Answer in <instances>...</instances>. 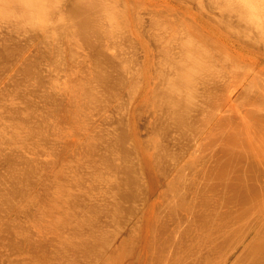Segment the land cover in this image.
I'll list each match as a JSON object with an SVG mask.
<instances>
[{"label": "rangeland", "instance_id": "rangeland-1", "mask_svg": "<svg viewBox=\"0 0 264 264\" xmlns=\"http://www.w3.org/2000/svg\"><path fill=\"white\" fill-rule=\"evenodd\" d=\"M19 1L0 0V264H231L230 250L217 247L212 229L218 233L228 232L236 221L234 216L241 209L239 189L245 184L253 186L257 182L253 187L264 193V151L256 153V147L264 143V22H256L261 13L248 12L246 3L245 6L238 3L241 0H233L234 6L229 0H182L193 12L205 18L222 19L223 13L221 30L212 22L214 19L211 22L215 29L225 33L223 36L228 35L234 40L227 42H234L233 46L238 50L235 53L225 45L214 47L216 42L209 41L208 37L196 39V42L186 24L182 27L187 29L180 27L182 23L178 20L181 17L176 14L180 11L167 3L171 0H123L126 3L122 0L104 3L103 0L99 7L112 5L110 9L104 7L107 8L104 14L108 15L103 16L114 15V20L108 21L111 15L104 18L107 28L103 24L100 28L95 25L103 37L99 38L100 32L95 29L98 34L94 30L95 34L90 29L92 33L87 31L89 40L94 38L101 43L100 46L97 40L93 43L99 49L90 44L93 41L87 43L93 45L94 53L99 51L95 56L90 47L83 46L87 37L82 40L81 32H75L80 28L70 33L68 28L71 27L62 25L64 30L67 29L64 31L60 26L62 16L65 25L78 24V16L76 18L73 11L76 2L62 0L59 3L56 0L58 10L52 2L48 3L52 5L49 8H56L54 12L51 9L53 14L50 12L49 16H52L49 17L50 10L46 13V4L42 5L44 0H37L40 7L34 5L39 8V13L36 7L34 11L40 21H36L38 18L34 20L36 17L29 15L30 10L24 8L29 11L24 14L26 16L22 12V7L29 4L30 8L33 0H28V4L25 0ZM67 2L72 3L71 8H66ZM4 3L7 8H12L8 10L12 12L9 17L6 16L8 11L6 15L3 13L7 10ZM99 7L95 11L101 14L104 9L98 10ZM67 9L73 11L71 14L75 16L69 14L70 20L74 21L65 19ZM135 14L140 21L136 20ZM131 16L134 22L138 21L137 26L140 27L141 22L140 28L143 27L144 32L136 26V33L146 46L138 44L140 40L128 21ZM47 17L52 19L48 18L45 24ZM127 17L130 18L127 20ZM67 21L69 23H65ZM174 21L180 26L176 27ZM183 33L199 45L195 46L197 57H193L200 66H196L194 72L197 76H190L185 68V60L189 62L194 55L187 56L189 51L186 49L190 44ZM175 37L176 40L184 38L183 43L176 42ZM175 42L178 46H184L186 42V49L182 50L183 46L180 48ZM115 43L120 46L112 48ZM141 45L144 50L146 47L151 60L147 69V52ZM176 53L180 54L178 58ZM182 53L185 55L182 57L185 59L184 71L173 66V59L179 60ZM104 58L106 62H103ZM112 63H118L117 67ZM107 65L116 71L122 68L121 72L112 73L114 68L109 70L111 67ZM103 70L109 71L110 76L105 74L109 76L105 79L110 84L99 79L105 76ZM114 73L117 76H113ZM113 77L116 80H112ZM85 89L95 90L97 97H90L94 92L88 96ZM166 89L168 93L170 89L176 92H172L173 95L164 93ZM161 90L165 95L160 93ZM166 94H171L173 100L171 95L165 97ZM177 94H180L178 99ZM184 97L190 100V105L188 100L181 101ZM167 98L174 102L173 105ZM174 98L181 101L177 105L183 103L181 106L186 111L179 110L181 106L177 107ZM177 108L180 112L175 110ZM130 128H134L132 132ZM121 147L128 148L125 150L131 155L122 152L123 148L120 151ZM108 160V165L113 163L107 167L105 161ZM119 163L123 165L119 166L121 169ZM224 165L230 167L225 166L228 167L225 171ZM111 170H117L122 177L131 180L125 181L118 172L111 173ZM241 170L248 173L243 175L247 177V183L236 179ZM104 172L120 176L114 179L115 182V175L105 178ZM224 173L226 178L229 175L228 179ZM120 177L124 184L120 183ZM106 179L111 180H107L108 183L112 182L108 187L103 182ZM228 183L234 191H229ZM115 184L117 186L113 187ZM121 185L125 189L122 190ZM109 187H112V193L108 191ZM203 197L209 202H204ZM111 210L117 214L113 213L116 218ZM259 211V214L253 212L255 217L264 219ZM203 214L209 215L205 229L200 225ZM89 217L93 218L90 221L97 218V224L87 222ZM188 219L191 222L188 223ZM260 224L264 226V222ZM104 232L112 239V245L108 243L111 247L103 244V238L109 239L107 234L103 237ZM263 236L264 227H257L248 236L244 235L238 246ZM234 264L246 263L238 260Z\"/></svg>", "mask_w": 264, "mask_h": 264}, {"label": "bare ground", "instance_id": "bare-ground-1", "mask_svg": "<svg viewBox=\"0 0 264 264\" xmlns=\"http://www.w3.org/2000/svg\"><path fill=\"white\" fill-rule=\"evenodd\" d=\"M13 1H14V0H13ZM15 1L18 2L19 0H15ZM23 1H24V0H22V2H23ZM27 1H28V0H25L26 3H27ZM38 1H39V0H38ZM41 1H42V0H41ZM49 1H50V2H49ZM54 1H55V2L58 1L59 3L62 2V0H57V1H56V0H52V1H51V0H48V1H47V0H46V3H45V0H44V2L42 1V3H44V4H42V5L45 6V4H46L45 12L47 13V9L50 10V11L47 13V14H48L47 16H49L50 14H53L54 11L58 10V5H59V3L57 2V3H58V4H57V3H55ZM98 1H100V2H98ZM101 1H102V2H101ZM107 1H109V0H105V2H104L103 0H90V1H87V0H86V1H85V0H79L78 2H77V0H76V1L70 0V2H73V3L76 2V6H74V7H75L74 10H73V8H72L71 10L74 11V14L76 15V18H77V16H78V18H77V19H78V22H76V21H75V22L78 23L77 25H79V26L77 27V25H76L74 22H72V23L70 22V25L68 24L69 26H68V25H65V24H64V21H65V20H63L64 18L62 19V17H64V16L60 17V19H61V23L63 22L60 26L62 27V29H63V26H64V27H65V26H67V27H71V28H68V29H70V33H71V31L74 32V29H79V28H80L79 30H75V32H76V33H77V32H79V33L81 32L79 36H81V35H82V36H81L80 38H82V37H87V38H85V41H84L85 43H83V46H88L87 43L92 42V41H93V42L90 43V44H93L94 41H96L97 39L95 40L94 38H92L93 40L90 39V40H91V41H90V40L88 39V38H90V37L87 36V33H88L87 31L90 29V30H92L93 33H92L90 30H89V31H90L89 33L95 34V33H97L96 31H99V30H100L99 28L101 27V26H100L101 24L104 25V26H103L104 28H105V27L107 28V24L105 25V20L109 18V16L111 15V14H110L111 12H112V14L116 13V11L113 12V10H108V11L110 12V13H109L110 15L108 16V18H107V17H104L105 15H106V16L108 15V13H107V14H104V13L106 12L105 10H106L107 8L110 9V8L112 7V5H111V4H108V6H107V4H105V5L107 6V8L104 9V7H106V6L99 7V5H100L99 3H103V2H104V3H107ZM113 1L116 2V0H113ZM118 1H119V0H118ZM118 1H117V3H119ZM126 1H127V0H126ZM179 1H180L179 4H177V2H176L175 0H171V3L167 2L168 4H171V7H172L173 9H176L175 11H177V10L180 11V12L178 11L179 13H176V14H178L177 16H179V18L181 17V19H179L178 17H177V18L179 19L178 21H180L182 24H181V26H180V25H177V22L174 21V22L176 23V27H179V26L182 27L183 25L186 24V25L191 29V33H190V34H191V37L193 36V38L195 39V41H196V39L201 40V39L204 38V37H206V38L208 37V38H209V41H215V42H216L217 45H215L214 47L220 48V46L225 45L226 47H228V49H229L230 51L235 52V53H238V52H237L238 50L234 48L235 46H233V43H234V42H233L232 44H231L230 42H227V41H234V40H232L228 35L223 36L222 34H225V33H223L222 31H219V30L215 29L216 27H215L214 25H216L217 28L221 30V24H220V22H224V21H223V19H224V18H223V13H222V19H215L214 17H212V18H211V17L205 18V17H203L201 14L196 13V12H193L192 9H191V7H189L188 5H185V4L183 3L184 1H183V2H182V0H179ZM227 1H228V0H227ZM230 1H231V3L233 2V0H229V2H230ZM235 1H237V0H235ZM235 1H234V3H232V4L230 3V4L234 6ZM241 1H242V2H238V3L243 4V6L247 5V7L245 6V8L248 9V12L253 13V11H255V12H257V13H261V15H259V16H258V14L256 13L257 16L259 17L258 19H256V22H264V6L262 7L263 9L261 8L263 11H262L261 9H258V7L260 8V7L262 6V4L264 5V3H262V2H264V0H262V1H261V0H260V1H259V0H248L249 3L247 2V0H241ZM252 1H253V2H252ZM254 1H258L257 3H259V2H261V3H259V6H258V4L256 3V4H257V5H256ZM17 2H15L16 5H17ZM19 2H20V1H19ZM25 2H24V4H23V6L26 4ZM28 2H29V1H28ZM30 2H31V3L33 2V3H32L33 7H32V5H31V7H30L31 9L28 8V5H29L28 3H27L28 5H27L26 7H25V6H24V7L20 6V5H22V4H20V3H19L20 5H19V4H18V5H19L20 7H22V10H23V11H22V10H21V11L24 12V13H23V16H26L27 14H29V11H26V10H30V11H31V14H29V15H30V16L32 15V16L36 17V16L38 15V13H39V8L36 7V5L38 6L37 0H36V1L33 0V1H30ZM51 2H52V5L56 6L57 9H56L54 6H53L52 8H49V7H48V6H50V7L52 6V5H50ZM70 2H69V3H70ZM109 2H110V1H109ZM115 2H114V3H115ZM122 2H123V3H126V2H124L123 0H122ZM15 3L13 2V4H15ZM48 3H50V4H48ZM54 3H55V4H54ZM67 3H68V2H67ZM67 3H66V6H67L66 8H68V6H69V8H71V7H72V5H71L72 3H71V4L68 3V5H67ZM175 3H176V4H175ZM245 3H246V4H245ZM5 4H6V3H4V6H5ZM34 4H36V5H34ZM40 4H41V3H40ZM74 4H75V3H74ZM74 4H73V5H74ZM115 4H116V3H115ZM174 4H175V6H178V7H175ZM244 4H245V5H244ZM6 5H7V4H6ZM70 5H71V6H70ZM119 5H120V4H119ZM237 5H238V4H237ZM237 5H236V6H237ZM260 5H261V6H260ZM11 6L13 7V9L16 8L15 5H14L15 7H14L13 5H11ZM29 6H30V5H29ZM100 6H101V5H100ZM166 6H169V5H166ZM233 6H232V7H233ZM8 7H9V6H8ZM35 7H36V9L38 10V13H37L36 11H34V10H35ZM38 7H40V6H38ZM42 7H43V6H42ZM97 7H99L98 10H100L101 8L104 9V11L101 10V14H102V16L104 15L103 18H101V19H100V15H101L100 12L98 11L99 14H96V13H98L97 11H95V10H97ZM114 7H115V6H114ZM5 8H6L7 10H5L3 13L6 15V12L9 10V8H10V10H11L12 8H11V7L7 8V6H5ZM24 8H25L26 10H25ZM32 8H34V9H32ZM54 8H55L56 10H55ZM18 9H19V8H18ZM51 9H52L53 12L51 11ZM112 9H113V8H112ZM235 9H236V8H235ZM237 9H239V8H237ZM237 9H236V10H237ZM247 9H246V10H247ZM3 10H4V9H3ZM24 10H25V11H24ZM67 10H68V9H67ZM67 10H66V14H67V13H68V14H67V16L65 17V19H66V20L68 19V21H69V20H70V17H71L70 14H71L73 11L70 12V10H68V11H67ZM249 10H250V11H249ZM32 11H33V12H32ZM175 11H174V13H175ZM222 11H224L223 8H222ZM222 11H221V12H222ZM259 11H261V12H259ZM10 12H11V11H10ZM10 12L8 11L6 16L9 17V16H10V15H9ZM27 12H28V13H27ZM40 12H41V11H40ZM50 12H51V13H50ZM69 12H70V14H69ZM94 12H96V13H94ZM227 12H228V11H227ZM233 12H234V10H233ZM235 12H236V11H235ZM235 12H234V13H235ZM255 12H254V14H255ZM25 13H27V14L24 15ZM49 13H50V14H49ZM224 13H225V12H224ZM4 14H3V15H4ZM35 14H36V15H35ZM94 14H95V15H94ZM130 14H132V13H129V15H130ZM180 14H182V16H181ZM256 14H255V15H256ZM262 14H263V16H262ZM11 15H12V12H11ZM41 15H42V14H41ZM62 15H63V12H62ZM68 15H69V18H67ZM71 15H72V14H71ZM75 15H72V16H75ZM129 15H128V16H129ZM132 15H134V13H133ZM174 15H175V14H174ZM51 16H52V15H51ZM51 16H49V17H51ZM94 16H96V17H94ZM97 16H99V17H97ZM102 16H101V17H102ZM111 16H112V17L109 18V20H108V21H110V22L114 20V19H113V16H114V15H111ZM137 16H138V15H137ZM39 17H40V16L34 18V20L38 18V19L36 20V21H38V20H39ZM49 17H47V22H46L45 24L48 23V21H49V19H50ZM134 17H136V14H135ZM134 17L131 16V21H130V19L128 20V18H130V17H127V20H128L129 23L131 24V25H130V24H129V25H130V27L133 29L134 35H135L137 38H139V40H140V42L138 41V42H139L138 44L141 43L142 45L146 46V42H145L144 40H142V38L140 37L139 34L136 33V26L138 25L137 23H138V21H140V20H138L139 18L136 17V18H137L136 20H138V21H137V22H136V21L134 22V20H133ZM31 18H33V17H31ZM48 18H49V19H48ZM76 18H75V19H76ZM96 18H99V19H97L99 22L96 20ZM104 18H106V19H104ZM125 18H126V16H125ZM125 18H124L123 21L127 22V21L125 20ZM177 18H176V19H177ZM16 19H17V18H16ZM51 19H52V18H51ZM51 19H50V20H51ZM60 19H59V20H60ZM77 19H76V20H77ZM102 19H104V21H102ZM110 19H113V20H110ZM213 19H214V20H213ZM45 20H46V19H45ZM45 20H44V21H45ZM71 20H72V18H71ZM71 20H70V21H71ZM174 20H175V18H174ZM212 20H213V21H212ZM13 21H15V20H13ZM17 21H21V20H20V19H19V20L17 19ZM17 21H15V22H17ZM39 21H40V20H39ZM68 21L65 22V23H69ZM72 21H74V20H72ZM100 21H101V23H100ZM211 21L214 22L215 24L212 23ZM227 21H228V20H227ZM97 22H98V23H97ZM103 22H104V23H103ZM110 22H109V23H110ZM125 22H124L123 25H124V26L127 25V28L129 29L128 24L125 23ZM180 22H179V23H180ZM239 22H240V21H239ZM18 23H19V22H18ZM39 23H40V22H38V24H39ZM139 23H140V27H141V22H139ZM175 23H174V24H175ZM183 23H184V24H183ZM240 23H241V22H240ZM35 24H37V23H35ZM38 24H37V25H38ZM40 24H42V23H40ZM45 24H44V25H45ZM71 24H74V25H76V26H74V25L71 26ZM98 24H99V25H98ZM125 24H126V25H125ZM213 24H214V25H213ZM62 25H63V26H62ZM95 25H97V26L99 27L98 30H96L97 28L95 29ZM142 25H143V23H142ZM210 25H211V26H210ZM38 26H39V25H38ZM97 26H96V27H97ZM109 26H110V24H109ZM109 26H108V27H109ZM226 26H227V25H226ZM39 27H40V26H39ZM67 27H65V28H67ZM73 27H77V28H73ZM137 27H139V26H137ZM140 27H139V30L141 29L140 31H141V33H143V32H144V31L142 32V28H143V27H142V28H140ZM174 27H175V26H174ZM188 27L184 26L185 29H187ZM257 27L260 28L261 26H257ZM109 28H110V27H109ZM182 28H183V27H182ZM184 28H183V29H184ZM43 29H44V28H43ZM71 29H72V30H71ZM94 29H95L96 31H95ZM175 29H177V28H175ZM63 30H64V29H63ZM65 30L67 31V29H65ZM65 30H64V31H65ZM93 30L95 31V33H94ZM108 30H109V32L111 33L110 29H108ZM108 30L106 29V32H107ZM178 30L183 31V30H181V29H178ZM216 30H217V31H216ZM100 31H101V30H100ZM100 31H99V32H100ZM175 31H176V30H175ZM75 32H74V33H75ZM99 32H98V33H99ZM101 32H102V31H101ZM101 32H100L99 35H97L99 38H100V37H103V36H100V35H101ZM184 32H185V31H184ZM187 32H189V31L187 30ZM187 32H186L185 34H187V35L189 36V33H187ZM65 33H66L67 35H69V32H68V33L65 32ZM89 33H88V35H89ZM98 33H97V34H98ZM110 33H109V34H110ZM92 34H90V35H91V36H94V35H92ZM102 35H104V34L102 33ZM110 35H111V34H110ZM110 35H109V36H110ZM187 35H186V36H187ZM76 36H78V34H77ZM107 36H108V33H107ZM141 36H143V35L141 34ZM145 36H146V35H145ZM183 36L186 37V36L184 35V33H183ZM94 37H95V36H94ZM98 37H95V38H98ZM143 37H144V36H143ZM181 37H182V36H181ZM181 37H180V38H181ZM189 37H190V36H189ZM191 37H190V38H191ZM178 38H179V37H178ZM186 38H188V37H186ZM199 38H201V39H199ZM83 39H84V38H82V40H83ZM183 39H184V38H183ZM183 39L181 38V40H179V39L176 40V37H175L176 42H177V41H180V42H178L179 44H180V43H183V41H184ZM82 40H81V41H82ZM86 40H87L88 42H86ZM134 40H135V39H134ZM182 40H183V41H182ZM191 40H192V39H189V38H188V44H190V47H189V46H188V47H189L190 49H189V48L186 49V47H185V46H186V44H185L186 42L184 43V46H183V44H181L180 46H178V45H177L178 43H176V42H175V43H176L175 45H177V46L180 47V48L183 46V47H182V50H185V49L188 50L189 53H188L187 56H189V55H194V56H191L192 59H190V58L188 57L190 60H188L189 62L186 63V60H185L184 58H182L183 56H185V55H183V53H184V52L187 53L188 51H184V52L181 54V57L179 58V60H177V59H173V60H174L173 63L176 64V65L173 64V66H175V68H178V69H183V71H184V67H183L184 62H183V60H185V65H186L185 68H186V70H187L188 72H190V73H189L190 76H192V75H196V73L194 74V72L196 71V66H198V64L196 65V63L194 62L195 60H193L194 58L197 57L196 55L198 54V51H197V49H196V47H195V46H197L198 44L195 45L197 41L194 42V40H192V41L194 42V43H193ZM204 41H205V40H204ZM209 41H208V42H209ZM77 42H78V41H77ZM82 42H83V41H82ZM97 42H98V40H97ZM113 42H114V41H113ZM113 42H111V44H112ZM136 42H137V40H136ZM189 42H190V43H189ZM191 42H192V43H191ZM200 42H202V41H200ZM206 42H207V41H206ZM78 43H79V42H78ZM80 43H81V42H80ZM198 43H199V42H198ZM84 44H87V45H84ZM97 44L99 45V44H101V43L98 42ZM97 44H95V45H97ZM102 44H103V43H102ZM188 44H187V45H188ZM199 44H200V43H199ZM201 44H202V43H201ZM201 44H200V45H201ZM204 44H205V43H204ZM93 45H94V44H93ZM93 45H91V46H93ZM95 45H94V46H95ZM142 45H141V47H143ZM205 45H206V44H205ZM235 45H236V44H235ZM91 46H88V48L90 47V50L93 52ZM99 46H100V45H99ZM103 46H105V45L103 44ZM113 46L117 47L118 45H117V43H115L114 45L111 46L112 48H115V47H113ZM119 46H120V45H119ZM119 46H118V47H119ZM122 46H123V45H122ZM122 46H121V47H122ZM198 46H199V45H198ZM95 47H98V46H95ZM107 47H110V46L107 45ZM178 47H176V48H178ZM184 47H185V49H183ZM93 48H94V47H93ZM176 48H175V49H176ZM95 49H96V48H95ZM98 49H99V47H98ZM98 49H97V50H98ZM100 49H102V48L100 47ZM119 49H120V48H119ZM179 50H180V49H179ZM94 51H95V50H94ZM100 51H101V50H100ZM143 51H146V52H147V53H146V59H145V57H144V59H145L146 62H147V64H146L147 67H146L145 69H147V68H148V63H149L151 60L149 61V57H148V55H147V54H148V51H147L146 47H145V50H144V47H143ZM98 52H99V51H97V53H98ZM177 52H178V53H181V52L178 51V49H177ZM227 52L230 53L229 51H227ZM232 52H231V53H232ZM95 53H96V52H95ZM95 53L93 52L92 54H95ZM97 53L95 54V56L97 55ZM101 53H103V52H101ZM101 53H100V54H101ZM144 53H145V52H143V54H144ZM190 53H191V54H190ZM231 53H230V54H231ZM232 54H233V53H232ZM98 55H99V54H98ZM105 55H106V54H105ZM174 55H175V54H173V56H174ZM176 55H177V53H176ZM107 56H108V55H107ZM168 56H170V55L168 54ZM173 56H171L170 59H172ZM178 56H180V54L177 55V58H178ZM195 56H196V57H195ZM240 56L242 57L243 54H240ZM105 57H106V56H105ZM142 57H143V56H142ZM193 57H194V58H193ZM107 58H108L107 60H109V57H107ZM116 58H117V57H116ZM116 58H115V60L112 61L113 63H114V61H116ZM174 58H175V57H174ZM110 59H112V57H110ZM113 59H114V58H113ZM173 60H172V61H173ZM197 60H199V58H197ZM169 61H170V60H169ZM98 62H100V61H98ZM98 62H97V63H98ZM103 62H106V61H105V58H104V61H103ZM108 62H109V61H108ZM167 62H168V61H167ZM170 62H171V61H170ZM199 62H200V61H199ZM100 63H101V62H100ZM110 63H111V62H110ZM113 63H112V64H113ZM141 63H142V60H141ZM171 63H172V62H171ZM98 64H99V63H98ZM107 64H108V63H107ZM112 64H111V65H112ZM116 65H118V63H116ZM116 65L113 64V66H114L115 68L117 67ZM150 65H151V64H150ZM150 65H149V66H150ZM167 65H168V64H167ZM109 66H110V65H109ZM109 66L107 65V67H109ZM140 66H142V64H140ZM143 66H145V61H144ZM169 66H170V64H169ZM110 67H111V66H110ZM114 67H111V69L109 68V70H112ZM120 67H121V66H120ZM120 67H119V68H120ZM124 67H125V66H124ZM124 67H123V68H124ZM199 67H200V66H198V68H199ZM115 68H114V69H115ZM107 69H108V68H107ZM114 69H113V70H114ZM117 69H118V68H117ZM121 69H122V68H121ZM121 69H119V71H118V70H117V71H118V72H121ZM124 69H125V68H124ZM141 69L143 70L144 68H141ZM113 70H112V73H113V72H117L116 69H115L114 71H113ZM149 70H150V68H149ZM176 70H177V69H176ZM176 70H175V71H176ZM186 70H185V71H186ZM199 70H200V69H199ZM103 71H104V75L109 73V71H108V72L105 71V70H103ZM122 71H123V70H122ZM124 71H125V70H124ZM147 71H148V70H147ZM179 71H180V70H179ZM106 72H107V73H106ZM110 72H111V71H110ZM144 72H145V71H144ZM198 72H199V71H198V69H197V73H198ZM112 73H111V75H112ZM123 73H124V72H123ZM123 73H122V74H123ZM145 73L148 74V72H145ZM145 73H144V74H145ZM174 73H175V72H174ZM177 73H178V72H177ZM115 74H116V73H114L113 76H117V75H115ZM120 74H121V73H120ZM182 74H183V73H182ZM185 74H186V73H185ZM101 75H102V74H101ZM101 75H100V77H101ZM108 75H109V74H108ZM118 75H119V74H118ZM142 75H143V71H142ZM109 76H110V75H109ZM109 76L105 75L104 78L101 77V78H99V79H100V80L103 79V80H106V81H107V79H105V77L108 78ZM181 76H182V75H181ZM183 76H184V75H183ZM190 76H189V75H188V76L186 75V77H188V78H189ZM196 76H197V75H196ZM123 77H124V74H123ZM123 77H121V78H123ZM179 77H180V75H179ZM116 78H117V77H116ZM121 78H119V80H120ZM175 78H176V77H175ZM183 78H184V77H183ZM193 78H194V77H193ZM193 78H192V80H194L196 77H195L194 79H193ZM111 79H112V78H110V79H108V80H111ZM117 79H118V78H117ZM143 79H145V77H144ZM146 79H147V78H146ZM177 79H178L179 81H181V78H177ZM177 79H176V80H177ZM103 80H102V81H103ZM112 80H116L115 77H113ZM125 80H126V79H125V77H124V81H125ZM117 81H118V80H117ZM143 81H144V80H143ZM179 81H177V82L179 83ZM194 81H196V80H194ZM104 82H105V81H104ZM108 82H109V81H107V82H105V83L108 84ZM120 82H122V80H120ZM190 82H191V81H190ZM110 83H111V82H109V84H110ZM112 83H113V82H112ZM114 83H115V82H114ZM116 83H117V82H116ZM123 83H124V82H123ZM123 83H119V82H118L117 84L121 85V84H123ZM144 83H146V82H144ZM183 83H184V82H183ZM176 84H177V83H176ZM186 84H187V83H186ZM112 85H114V84H112ZM119 85H118V86H119ZM182 85H183V84H181V86H182ZM196 85H197V84H196ZM184 86H185V85H184ZM113 87H115V86H113ZM182 87H183V86H182ZM192 87H193V86H192ZM195 87H196V86H195ZM87 88H89V87H87ZM168 89H169V88H168ZM80 90H81V89H80ZM85 90H86V89H85ZM88 90H90V89H88ZM88 90H86V91H88ZM91 90H92V89H91ZM163 90H164V89H163ZM163 90H161L160 93H162ZM171 90H172V89H170V92H169V93H172V92L175 93V92H176V91L174 92L173 90H172V91H171ZM81 91H82V90H81ZM94 91H95V90L90 91V92L88 91V92H87V93H89L88 96H89L90 94H92ZM165 91H166V92H164V93H168V92H167V89H166ZM91 92H92V93H91ZM98 92H99V91H98ZM85 93H86V92H85ZM164 93H162V94H164ZM169 93H168V94H169ZM173 93H172V95H173ZM168 94H166L165 97H168V96L171 95V94H170V95H168ZM85 95H87V94H85ZM96 95H98L97 92H96ZM96 95H95V92H94V96H93V95H92V96L90 95V97H95ZM164 95H165V94H164ZM167 95H168V96H167ZM172 95H171V99H172ZM179 95H180V94H179ZM179 95L177 94V99H178V96H179ZM175 96H176V95L174 94V97H175ZM86 97H87V96H86ZM96 97H97V96H96ZM96 97H95V98H96ZM179 97H180V96H179ZM95 98H94V99H95ZM182 98H183V96H182V94H181V99H182ZM187 98H188V97H187ZM91 99H92V98H91ZM167 99L169 100L170 98H167ZM171 99H170L169 102H170V104L173 105L174 102L171 101ZM174 99H175V98H174ZM177 99H175V100H176V105H177L178 102L180 101V100H179V101L177 102ZM184 99H185V100H184ZM184 99L181 100V101H185V102H186V100H188L189 105H190V100H189V99H186L185 97H184ZM172 100H173V99H172ZM181 101H180V102H181ZM260 102H261V101H260ZM181 104H182V106H183V103H181ZM181 104L177 105V107H178V106H181ZM174 105H175V104H174ZM184 105H187V104H184ZM182 106H181V109L183 108V110H181V109H179V110L182 111V112H183V111H186V109H185L184 107H182ZM186 107H187V106H186ZM175 108H176V106H175ZM184 109H185V110H184ZM187 109H189V108H187ZM253 109H254V108H253ZM255 109H257V108H255ZM263 109H264V108H262V110H263ZM175 110H176V111H179L178 108L175 109ZM189 110H190V109H189ZM180 111H179V112H180ZM254 111H255V110H254ZM179 112H178V113L175 112V113L181 115L182 112H181V113H179ZM261 113H262V112H261ZM134 114H135V113H134ZM256 114H257V113H256ZM131 115H132V117H133V114H131ZM134 116H135V115H134ZM186 116H187V113H186ZM258 116H259V115H258ZM260 116H261V115H260ZM184 117H185V116H184ZM262 117H263V116H262ZM133 118H134V117H133ZM180 120H181V119H180ZM134 124H135V123H134ZM262 124H263V122H262ZM135 125H136V124H135ZM263 125H264V124H263ZM132 127H135V126L132 125ZM132 129H134V128H132ZM132 129L130 128L131 132H132ZM134 131H135V130H134ZM129 132H130V131H129ZM263 132H264V131H263ZM219 133H220V132H218V134H219ZM129 134H131V133H129ZM132 134H133V133H132ZM132 134H131V135H132ZM136 134H137V132H136ZM218 134H217V135H218ZM215 135H216V134H215ZM221 135H222V134H221ZM132 136H133V135H132ZM219 136H220V135H219ZM234 136H235V138H236V135H234ZM124 137H126V136H124ZM124 137H123V138H124ZM130 137H131V136H130ZM223 137H224V136H223ZM237 137H238V136H237ZM123 138H122V139H123ZM132 138H134V137H132ZM214 138H215V137H214ZM122 139H121V140H122ZM237 139H238V138H237ZM248 139H249V138H248ZM248 139H246V140H248ZM263 139H264V138H263ZM133 140H134V139H133ZM135 140H136V139H135ZM222 140H223V139H222ZM119 141H120V140H119ZM122 141H123V140H122ZM218 141H219V140H218ZM225 141H226V140H225ZM242 141H243V140H242ZM255 141H256V140H255ZM257 141H258V140H257ZM263 141H264V140H263ZM135 142L137 143V141H135ZM223 142H224V141H223ZM229 142H231V141H229ZM234 142H236L235 139H234ZM239 142H240V141H239ZM239 142H238V143H239ZM261 142H262V141H261ZM142 143H144V142L142 141ZM248 143H250V142H248ZM256 143H257V142H256ZM137 144H138V143H137ZM144 144H145V143H144ZM226 144H228V143H226ZM233 144H234V143H232V145H233ZM240 144H241V143H239V146H242V144H241V145H240ZM243 144L246 145L247 142H246V143H243ZM252 144H253V143H252ZM258 144H260V143L258 142ZM261 144H263L261 147H259V146H258V148L256 147L257 150H256V149H253V150H256V153H258L257 151H264V143H261ZM142 145H143V144H142ZM217 145H221V144H218V143H217ZM228 145H229V144H228ZM230 145H231V144H230ZM245 145H244V147H246ZM256 145H257V144H256ZM121 146H122V144H121ZM124 146H125V144H124ZM236 146H237V145H236ZM134 147H135V145H134ZM137 147H139V146H137ZM143 147H144V145H143ZM230 147H232V146H230ZM248 147H249V146H248ZM253 147H254V146H253ZM122 148H123V151H122V152L129 150L128 148H125V149H127V150H125L124 147H121V148H120V151H121ZM135 148H136V147H135ZM145 148H147V147H145ZM145 148H143V149H145ZM232 148H233V147H232ZM246 148H247V147H246ZM246 148H244V149H246ZM223 149H224V148H223ZM228 149H229V151H230V148H228V146H227V150H228ZM237 149H239V147H237ZM244 149H243V150H244ZM136 150H137V149H136ZM138 150H139V149H138ZM225 150H226V149H225ZM225 150H224V151H225ZM232 150H233V149H231V152H232ZM235 150H236V149H235ZM240 150H241V149H240ZM253 150H252V151H253ZM139 151H140V150H139ZM143 151H144V150H143ZM146 151H147V150H145V153H146ZM127 152H129L128 154H130V151H127ZM235 152L237 153V150H236ZM248 152H249V151H248ZM124 153H126V152H124ZM224 153H226V152H224ZM242 153H243V152H242ZM245 153H246V152H245ZM249 153H250V152H249ZM259 153H260V152H259ZM128 154H127V155H128ZM147 154H148V153H147ZM228 154H229V153H228ZM228 154L226 155V157L228 156ZM237 154H238V153H237ZM252 154H253V153H252ZM263 154H264V153H263ZM130 155H131V154H130ZM130 155H129V156H130ZM224 155H225V154H224ZM231 155H233V154H231ZM235 155H236V154H235ZM240 155H242V154H240ZM240 155H239V157H240ZM243 155H244V153H243ZM245 155H246V154H245ZM248 155H249V154H248ZM248 155H247V156H248ZM145 156H146V155H145ZM236 156H237V155H236ZM147 157H149V156H147ZM233 157H234V156H233ZM242 157H243V156H242ZM245 157H246V156H245ZM231 158H232V156H231ZM236 158H237V157H235V159H236ZM243 158H244V157H243ZM247 158H248V157H246L245 159H247ZM250 158H251V157H250ZM227 159H228V158H227ZM229 159H230V158H229ZM236 160H237V159H236ZM249 160H250V159H249ZM146 161H148V160H146ZM230 161H231V160H230ZM233 161H234V160H233ZM109 162H110L109 160H108V161H105V164L107 163V167H108L110 164L113 163V162H111V163L108 165ZM226 162H227V161H226ZM226 162H225V163H226ZM239 162H240V161H239ZM239 162L237 163V165L239 164ZM243 162H244L243 159H241V163H243ZM248 162H249V161H248ZM221 163H222V162H221ZM223 163H224V162H223ZM225 163H224V164H225ZM233 163H235V162H233ZM227 164H228V162H227ZM229 164H230V163H229ZM116 165H117V164H116ZM121 165H122V164H121ZM121 165H120V163H119L118 167L121 166ZM221 165H222V164H221ZM221 165H220V166H221ZM241 165H243V164H241ZM244 165H246V163H245ZM247 165H249V164H247ZM111 166H113V165H111ZM111 166H110L109 169L112 168ZM225 166H229V167H230V165H224V166H222V167H224V170H225V171H226V169L228 168V167L226 168ZM235 166H236V165H235ZM235 166H234V167H235ZM239 166H240V165H239ZM118 167H116V168H118ZM122 167H123V165H122ZM122 167H121V168H122ZM222 167H221V170H222ZM231 167H232V166H231ZM236 167H237V166H236ZM119 168H120V167H119ZM121 168H120V169H121ZM240 168H241V167H240ZM243 168H245V169H243V170L246 171V167H243ZM247 168H248V167H247ZM250 168H251V166H250ZM250 168H248V169H250ZM120 169H119V171H120ZM241 169H242V168H241ZM248 169H247V170H248ZM251 169L253 170V168H251ZM218 170H219V169H218ZM221 170H220V171H221ZM234 170H236V169H234ZM238 170H239V169H238ZM243 170L240 171V175H238L239 177L236 178L237 180L241 181L242 183H243V181L245 182V180L247 181V179H246L247 177H246V176H243V175H246L247 172H244ZM114 171H115V170H113V171L111 170L110 172L113 173ZM119 171L116 170L115 172H118V173H119ZM124 171H125V170H124ZM124 171H123V172H124ZM222 171H223V170H222ZM225 171H224V172H225ZM115 172H114V173H115ZM217 172L219 173V171H217ZM228 172H229V171H228ZM241 172H242V173H241ZM104 173L106 174V172H104ZM111 173H110V174H111ZM237 173H238V172H237ZM250 173H251V172H250ZM252 173H253V171H252ZM107 174H109V173H107ZM107 174L105 175V176H106L105 178H107V176H108V178H109V177H111V175H112V176H114V175L116 176V174H114V175H113V174H111V175H110V174L107 175ZM119 174L121 175V173H119ZM119 174H118L117 176H120ZM221 174H222V172H221ZM224 174H225V173H224ZM230 174H231V172H230ZM247 174H248V173H247ZM103 175H104V174H103ZM216 175H217V174H216ZM227 175H228V174H227ZM252 175H253V174H252ZM115 176H114V177H115ZM117 176H116V178H113V180H114V179L117 180ZM220 176H222V175H220ZM228 176H229V175H228ZM228 176H227V178H226V174H225V178H226V179H228ZM234 176H235V175H234ZM242 176H243V177H242ZM254 176H255V175H254ZM121 177H122V175H121ZM121 177H120V180H121L120 183L122 182L123 179H125L124 177H122L123 179H121ZM127 177H128V176H126V178H127ZM240 177H241V178H240ZM245 177H246V178H245ZM105 178H103V179H105ZM118 178H119V177H118ZM219 178H220V177H219ZM248 178H251V177H248ZM252 178H253V176H252ZM223 179H224V178H223ZM233 179H234V178H233ZM254 179H255V178H254ZM99 180H100V179H99ZM107 180H108V179H106V181L103 180V182H104L105 184H107V187H108V186H110V185H108V184H110V183H112V182L108 183V181H109L110 179H109L108 181H107ZM111 180H112V178H111ZM111 180H110V181H111ZM126 180H128V178L125 179V181H126ZM129 180H131V179L129 178ZM129 180H128V182H129ZM237 180H235V182H236ZM250 180H251V179H250ZM250 180H249V181H250ZM252 180H253V179H252ZM252 180H251V181H252ZM101 181H102V180H101ZM114 181H115V180H114ZM114 181H113V184L116 182V181H115V182H114ZM226 181H229V180H226ZM226 181H224L223 184H224ZM239 181H238V183H239ZM128 182H127V183H128ZM131 182L133 183V181H131ZM230 182L232 183L231 180H230ZM127 183H126V184H127ZM231 183H228V185L231 184ZM245 183H247V182H245ZM253 183H254V181H253ZM253 183H252V184H253ZM256 183H257V182H256ZM256 183H254L255 186H256ZM122 184H124V182H122ZM126 184H125V186L127 187V186H129L130 183H129L128 185H126ZM254 184H253V186H254ZM111 185H112V184H111ZM117 185H119V181H118V184H117ZM117 185L115 184V185H113V187H114V186H117ZM130 185H131V184H130ZM170 185H171V184H170ZM233 185H234V182H233ZM235 185L237 186V183H236ZM238 185L240 186V184H238ZM224 186H225V185H224ZM253 186L251 185V183H249L248 186H246V184H245L244 187L241 186L243 189H239V190H241V191L238 190V191H239V195H241V196H240L239 198H238V197H237V198H238V201H240V203H241V209H240V210L236 213V215L234 216V218L236 219V221L231 225V227L229 228L228 232H225V231L223 232V231H221L220 233H218L217 231L215 232L213 229H212L213 232L211 231V232H212L211 234H213V239H214L213 241H215L217 247L220 248L221 250H226V249L230 250V257H231V259H229V262H230L231 264H234V262L237 263L238 260H243L246 264H264V236L261 237V238H259V239L254 240V241L249 240V241L247 242V244H243V245L238 246V244L241 243L242 238H244V235H245V236H248V235L250 234V231H253V230H254L255 228H257V227H264L263 225L260 224V223L264 222V219H262V218H261V219L256 218L255 215H254V213H253V212H255V213L257 212V213H258V211L261 210V211H262V214L264 215V193H263L261 190H257L258 187H257V189H256V187L254 188ZM229 187L231 188V185H229ZM229 187H228V188H229ZM237 187H238V186H237ZM109 188H110V189H109L108 191L111 192V190H113V189H112V187H109ZM116 188H118V187H116ZM121 188H122V190L125 189V188H123L122 185H121ZM121 188H118L117 190L121 191V190H120ZM235 188H236V187H235ZM253 188L256 189V190H254ZM232 189H234V187L231 188L230 190H229V189H228V190L231 191ZM117 190L115 191V188H114V191H115L116 193H118ZM232 191H234V190H232ZM125 192H127V190H124V193H125ZM128 192H130V191H128ZM235 192H236V191H235ZM235 192H234V194H235ZM111 193H112V192H111ZM113 193H114V192H113ZM116 193H115V194H116ZM119 193H123V192L121 191V192H119ZM119 193H118V194H119ZM132 193H133V192H132ZM151 193H152V192H151ZM118 194H116V195H118ZM152 194H153V193H152ZM120 195H123V194H120ZM120 195H119V196H120ZM123 196H124V195H123ZM123 196H122V197H123ZM128 196H129V195H128V193H127V198H129ZM130 196H131V195H130ZM132 196H133V194H132ZM236 196H237V194H236L234 197H236ZM122 197H120V198H122ZM130 198H131V197H130ZM203 198L205 199V197H203ZM206 198H207V197H206ZM124 199H125V196H124ZM207 199H208V198H207ZM235 200H237V199H235ZM204 202L208 203L209 200L207 201V200L205 199ZM111 204H112V203H111ZM204 205H205V204H204ZM97 206H98V205H97ZM118 207H119V209L121 208L120 205H119ZM91 208L94 209L93 206H92ZM96 208H99V207H96ZM92 209H91V210H92ZM117 209H118V208H117ZM117 209H114V210H117ZM97 211H98V210H97ZM111 211H112V210H111ZM117 211H118V210H117ZM114 212H115V211H112V215H113V218H116L117 216H114V214H115ZM221 212H222V210H221ZM259 212H260V211H259ZM113 213H114V214H113ZM221 214H222V213H221ZM223 214H224V213H223ZM258 214H259V213H258ZM258 214H257V215H258ZM115 215H117V214H115ZM203 215H204V218L201 219V224H200V225L202 226V228L205 229V226L208 225V221H209V219H207V215H208V214H207V215L203 214ZM257 215H256V216H257ZM260 215H261V212H260ZM263 215H262V216H263ZM189 216H190V215H189ZM189 216H188V217H189ZM208 217H209V215H208ZM90 218L93 219L92 217H89V218H87V219H88L87 222H88V221H89V222H92V221H93V222L95 223V224L93 223V225H96L97 222H98V221H97V218H96V219L94 218L95 220H92V221H90ZM189 218H191V217H189ZM188 220H189V219H188ZM188 220H187V221H188ZM84 222L86 223V221H84ZM189 222H191V221L189 220L188 223H189ZM200 225H199V226H200ZM104 231H105V232H108V234H109V231H108V230H107V231L104 230ZM105 232L103 233V237H104V234H105V236H106V234H107V233H105ZM209 233H210V232H209ZM108 234H107V236L109 237V239H108V238H107V239H104V238H103V240H105L103 244L107 243V246H108L109 244L112 245V239L110 238V235H108ZM211 234H209V235H211ZM111 235H112V234H111ZM202 235H203V234H202ZM107 236H106V237H107ZM112 236H113V235H112ZM112 236H111V237H112ZM211 238H212V236H211ZM110 239H111V241H110ZM202 239H203V236H202ZM106 240H107V241L109 240V241L107 242ZM110 242H111V243H110ZM108 243H109V244H108ZM148 243L150 244V242H148ZM158 243H159V242H158ZM149 244H148V246H149ZM111 245H109V246L111 247ZM151 245H152V244H151ZM103 246H106V245H103ZM152 246H153V245H152ZM125 247H126V246H125ZM226 251H227V250H226ZM103 252H105V251H103ZM228 256H229V255H228ZM236 260H237V261H236ZM117 261H118V260H117Z\"/></svg>", "mask_w": 264, "mask_h": 264}]
</instances>
